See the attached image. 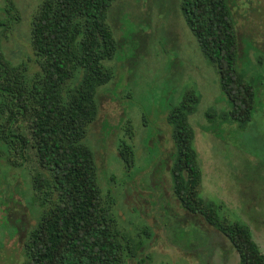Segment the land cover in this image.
Returning a JSON list of instances; mask_svg holds the SVG:
<instances>
[{
    "label": "rangeland",
    "instance_id": "1",
    "mask_svg": "<svg viewBox=\"0 0 264 264\" xmlns=\"http://www.w3.org/2000/svg\"><path fill=\"white\" fill-rule=\"evenodd\" d=\"M10 1L16 12L7 15L0 0V21L9 27L0 29V48L7 62L33 74L30 24L42 0ZM181 1L115 0L107 11L117 50L103 62L111 78L96 90L97 116L83 143L94 154L103 200L111 201L115 228L129 250L122 264H239L228 239L182 210L172 192L166 116L188 91L199 98L187 118L201 170L199 198L228 221L248 226L264 254V0H227L237 70L256 96L244 125L228 120L229 104L185 23ZM123 144L131 147L129 166ZM24 156L12 153L16 167L1 166L0 264L24 263L29 232L49 206L33 183L44 172L32 150Z\"/></svg>",
    "mask_w": 264,
    "mask_h": 264
},
{
    "label": "trees",
    "instance_id": "2",
    "mask_svg": "<svg viewBox=\"0 0 264 264\" xmlns=\"http://www.w3.org/2000/svg\"><path fill=\"white\" fill-rule=\"evenodd\" d=\"M113 1L42 0L30 24L38 67L33 74L25 65L7 62L0 48V176L3 161L16 167L12 153L24 159L26 150H32L44 172L35 175L33 183L49 204L29 232L23 264H122L126 250L129 253L115 228L111 201L103 200L94 154L83 143L97 116L96 90L111 78L103 62L111 61L117 50L106 21ZM4 3L7 15L16 12L10 0ZM180 7L216 72L229 104L228 120L248 123L256 96L237 70L238 41L227 0H182ZM8 28L0 21V29ZM198 103V96L188 91L166 116L174 148L173 195L182 210L202 217L228 239L239 264H264L248 226L228 221L217 206L199 198L201 170L187 122ZM121 155L129 166L128 144L122 145Z\"/></svg>",
    "mask_w": 264,
    "mask_h": 264
}]
</instances>
